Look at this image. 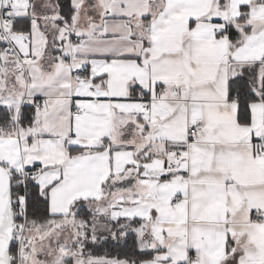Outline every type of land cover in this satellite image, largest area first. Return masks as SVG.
<instances>
[{"label": "snow or ice", "instance_id": "1", "mask_svg": "<svg viewBox=\"0 0 264 264\" xmlns=\"http://www.w3.org/2000/svg\"><path fill=\"white\" fill-rule=\"evenodd\" d=\"M0 264H264V0H0Z\"/></svg>", "mask_w": 264, "mask_h": 264}, {"label": "trees", "instance_id": "2", "mask_svg": "<svg viewBox=\"0 0 264 264\" xmlns=\"http://www.w3.org/2000/svg\"><path fill=\"white\" fill-rule=\"evenodd\" d=\"M132 239V237H129L127 246L122 245L120 247H116L111 242L108 244H102L101 246L95 248L94 254L104 255L107 252L109 255L112 256L119 254L121 257H123V255L128 252L131 248Z\"/></svg>", "mask_w": 264, "mask_h": 264}]
</instances>
